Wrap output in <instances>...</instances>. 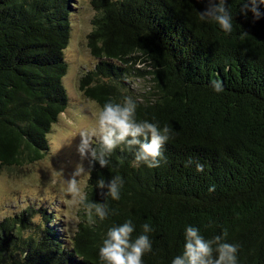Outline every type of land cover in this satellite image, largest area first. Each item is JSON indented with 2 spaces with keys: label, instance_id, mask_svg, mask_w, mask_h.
<instances>
[{
  "label": "trees",
  "instance_id": "16d2710c",
  "mask_svg": "<svg viewBox=\"0 0 264 264\" xmlns=\"http://www.w3.org/2000/svg\"><path fill=\"white\" fill-rule=\"evenodd\" d=\"M73 1L0 0V173L42 160L68 107ZM227 3L230 34L199 19L206 0L92 3L100 16L89 45L99 62L82 90L100 108L131 96L138 120L169 125L166 162L134 166V150L121 145L107 167L94 164L88 181L87 201H106V220L90 224L82 205L77 233L66 241L45 211L43 227L31 223L27 210L0 224V264H102L108 228L129 219L133 240L144 223L154 228L143 264H172L189 225L206 239L227 229V242L240 246L238 264H264V17L241 16V0ZM257 4L264 13V3ZM135 78L148 80V90L138 92ZM214 80L223 82L222 92L213 90ZM189 158L204 171L188 165ZM116 175L124 185L112 200L97 180Z\"/></svg>",
  "mask_w": 264,
  "mask_h": 264
},
{
  "label": "clouds",
  "instance_id": "9594fccd",
  "mask_svg": "<svg viewBox=\"0 0 264 264\" xmlns=\"http://www.w3.org/2000/svg\"><path fill=\"white\" fill-rule=\"evenodd\" d=\"M204 2V0H198ZM264 3V0H260ZM238 12L247 18L251 13L254 20L264 17L257 4V0H241ZM201 21L214 22L225 33H232L234 16L227 0H206L203 11L198 12ZM244 35H248L246 32ZM213 90L222 92L223 82L214 80ZM137 103L131 96H125L122 102L109 100L100 108L97 117V126L84 129L79 136L81 142L78 145V153L82 159L90 158L89 170L86 172L82 164H78L70 179L65 181L67 190L72 194L73 203L83 205L90 224H95L96 218L104 221L110 214L108 203L88 202L86 195L81 191L78 177L91 175V168L98 163L101 168L109 164L108 157L120 147L126 146L128 151L134 150V166L146 165L148 168H157L161 162H166L163 155L165 144L172 136V128L169 125L160 127L159 122L138 120ZM99 137V148L95 147V137ZM195 163L198 172L204 171L202 163L194 162L191 158L187 161L190 165ZM187 166V165H186ZM124 185L123 178L113 176L109 181L100 178L97 187L107 189V196L112 200H119L121 189ZM215 186L209 191H214ZM142 234L134 240L132 234L135 225L132 220H126L123 224L108 228L105 238L99 247V258L102 264H143V257L152 253L153 242L150 233L154 228L149 223L142 226ZM228 231L224 229L222 234L211 239H206L200 230L191 225L185 228V244L182 255L176 256L172 264H238L239 244L227 242Z\"/></svg>",
  "mask_w": 264,
  "mask_h": 264
},
{
  "label": "rangeland",
  "instance_id": "374dc122",
  "mask_svg": "<svg viewBox=\"0 0 264 264\" xmlns=\"http://www.w3.org/2000/svg\"><path fill=\"white\" fill-rule=\"evenodd\" d=\"M93 2L96 0H74L72 3L75 14L71 40L65 52L69 68L64 78L70 100L48 136L49 151L38 162L0 173V224L32 210L29 215L31 223L44 227L47 224L43 214L45 211L66 241L77 233L83 217V206L73 203L65 181L71 178L78 164H82L86 172L89 170L90 158L82 159L77 150L81 142L79 134L86 128L97 126L100 110V106L82 90V80L95 71L99 62L89 45V35L95 28L94 21L100 16ZM138 68L145 67L140 65ZM93 85V82L90 83V86ZM148 85V80H132V86L138 92L148 90ZM94 140L99 142V137ZM89 178L87 174L78 177L80 189L85 195Z\"/></svg>",
  "mask_w": 264,
  "mask_h": 264
}]
</instances>
